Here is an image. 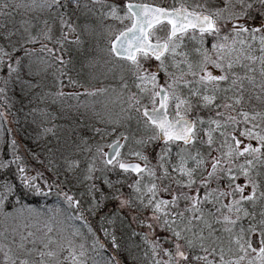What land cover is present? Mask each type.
Masks as SVG:
<instances>
[{
	"label": "snow or ice",
	"instance_id": "6c2138e0",
	"mask_svg": "<svg viewBox=\"0 0 264 264\" xmlns=\"http://www.w3.org/2000/svg\"><path fill=\"white\" fill-rule=\"evenodd\" d=\"M108 19L131 21L124 30H109L107 52L134 77L131 86L121 77L119 95L127 106L121 110L138 114L137 124L151 134L123 158L124 133L109 145L111 157L96 145L101 171L125 175L98 177L90 165L84 180L91 183L82 194L87 207L58 175H47L52 169L33 174L22 146L8 142L11 158L7 151L0 156V219L24 224L0 231V264H242L250 256L247 264H264V0L211 6L200 0L192 8L0 0V121L10 122L17 86L51 105L107 93L78 90L84 86L71 74V50L83 51L95 21ZM186 37L196 44L190 47ZM32 160L39 162L35 155ZM54 189L72 210L68 219L80 225L68 235L52 227L55 216L42 219L44 210L27 202ZM258 201L261 210L250 211ZM217 225L228 234L227 246Z\"/></svg>",
	"mask_w": 264,
	"mask_h": 264
},
{
	"label": "trees",
	"instance_id": "16d2710c",
	"mask_svg": "<svg viewBox=\"0 0 264 264\" xmlns=\"http://www.w3.org/2000/svg\"><path fill=\"white\" fill-rule=\"evenodd\" d=\"M132 1L165 8L179 7L180 3H184L189 8H192L185 0H180L175 4L173 0ZM16 19L18 21L20 17L17 16ZM95 27L96 32L94 35L84 37L86 43L83 51L71 50L73 59L71 74L84 86L80 89L107 88V93L97 96L81 95L79 100L66 99L61 103L51 105L50 102L39 101L30 92H21V89L17 86L14 106L8 112L10 122L0 121V156L7 151L8 157L11 158V148L8 142L16 139L19 145L22 146L20 154L32 166V172L50 168L52 171L48 172L47 175L52 177L58 175L61 178L72 170L68 165L72 162H77L79 167L76 168V171L80 178L79 184L83 189H87V185L91 182H84V177L81 176L84 175L83 171L86 164H89L94 158L92 157L93 150H95L98 143L100 144L101 134L108 131L109 133H116L114 134L115 138H118L120 133L131 137L132 130L138 125V114L121 110L122 106H127L123 104V100L119 95L122 91L121 82L117 83L118 75H121L131 86L130 81L134 78L132 71L125 69L120 74L117 73L119 70L113 67L112 63L119 62L125 65V62L111 58L107 52V34L109 30L119 32L120 26L116 20L108 19L103 23L95 21ZM107 60L112 64L111 69L106 66ZM48 79L50 81L51 77ZM113 89H116V91H112ZM130 90H132L131 87ZM123 91L126 98L128 90ZM252 103L259 106L255 100ZM41 110H45L51 115L46 117L41 113ZM46 128H53L54 131L46 134L44 132ZM113 128L116 129L115 132L112 131ZM96 129L100 130L99 133ZM33 155L39 158V162L32 160ZM9 178L15 179L14 176ZM62 186L79 199L77 196L78 192L74 191L71 186L65 183ZM127 190L125 188V191ZM27 202L30 207L44 210L46 216L42 219L55 216V219L51 220L50 223L54 229L59 230L63 235L71 233L74 230L73 225L80 226L78 221L68 219L72 210L68 209L67 205L56 197L46 204L36 199ZM113 206L111 203L108 205L109 208ZM85 207H87V203H85ZM261 207L262 205L258 201L255 209L249 206V210L259 212ZM49 208L54 211L48 212ZM56 209H59V211H55ZM92 219L95 222V218ZM11 221L12 219H10V224H7L9 231L13 227H22L24 224L23 219L16 220L14 224ZM242 222L247 224V220ZM31 223L34 224L35 221ZM41 225L39 226L41 227ZM33 231H35V228H33ZM81 231L86 233V229H83L82 226ZM87 243L90 244L91 240L89 239ZM88 264H92L91 259H89Z\"/></svg>",
	"mask_w": 264,
	"mask_h": 264
},
{
	"label": "rangeland",
	"instance_id": "374dc122",
	"mask_svg": "<svg viewBox=\"0 0 264 264\" xmlns=\"http://www.w3.org/2000/svg\"><path fill=\"white\" fill-rule=\"evenodd\" d=\"M180 1V0H179ZM185 1H187L186 3L188 4V5H190L191 7H195V5L197 4V3H199L200 2V0H185ZM178 3V2H177ZM208 3H209V5L211 6V5H213L214 3H215V0H208ZM117 23H118V25L120 26V31L122 30V29H124V28H126V27H128L129 25H130V23H131V21L130 20H125L123 23H120L119 21H116ZM186 44H188L190 47L192 46V45H195L196 44V41H189L188 39H187V37L185 38V41H184ZM150 63V62H149ZM151 63L152 64H158V62H156V61H151ZM113 64V67H116V69H118L119 71L117 72V73H121V71H123V70H125V69H129V67L128 66H123V67H121V65H124V64H122V63H119V62H114V63H112ZM130 70V69H129ZM170 71H177V69H175V68H170ZM161 75V80H163V77H164V74L163 73H161L160 74ZM121 75H118V79H117V83H120L121 82ZM124 78V77H123ZM134 79V78H133ZM113 82H115V81H113ZM131 82H132V80L130 81V84H131ZM132 88V92H135V91H137L134 87H131ZM79 91L81 90V89H78ZM104 133H106V132H104ZM104 133H102V134H104ZM108 133V132H107ZM102 134H101V137H100V144H102L103 145V152L106 150V148H107V146L113 141V140H115V136H113V134H112V132H111V134L110 135H103V138H102ZM133 134H138V136H136L135 138L134 137H129V141H128V143L125 145V147H123V149H122V151H121V157L123 158V157H125V154L130 150V149H135V148H138V146L135 144V141L136 140H138V139H140V138H146L148 135H150L151 134V129H146L143 125H139V132L138 133H133ZM128 159H131V157H127ZM103 157L102 156H100V155H98L97 154V156L96 157H94L92 160H91V162L88 164H86V166H85V168H84V171H83V174L84 175H87V170H88V167L90 166V165H93L94 166V168L96 169V171H95V175L96 176H98V177H100V176H105V173H110V172H112V171H107V170H104V171H101V170H103L104 169V164H103ZM35 173V171H33V174ZM81 176V177H85V176ZM124 175L125 174H123L122 175V178L124 177ZM99 181V180H98ZM84 182H86L85 180H84ZM88 183L90 182V181H87ZM241 183H243V180H241L240 181ZM87 183V184H88ZM98 183V182H97ZM86 203H87V201H86ZM14 222L15 221H11V223L12 224H14ZM21 225V224H20ZM246 225V224H245ZM43 227V224L41 225V228ZM217 228H220V226L219 225H217ZM217 235H220L223 239H224V244H225V246H227V233H225V232H223V230H222V228H220V231L217 233ZM251 258V256L250 257H248V258H246V260L244 261V262H242V264H247V259H250ZM255 264H260V261L257 259L256 260V262H255Z\"/></svg>",
	"mask_w": 264,
	"mask_h": 264
},
{
	"label": "bare ground",
	"instance_id": "6f19581e",
	"mask_svg": "<svg viewBox=\"0 0 264 264\" xmlns=\"http://www.w3.org/2000/svg\"><path fill=\"white\" fill-rule=\"evenodd\" d=\"M106 66L109 68V69H111L112 68V64H111V62L109 61V60H107V64H106ZM98 88H100V87H98ZM97 88V89H98ZM68 91H72V89H67ZM90 91L91 90H95V89H89ZM81 92H84L85 91V89H81L80 90ZM106 95H108V94H106ZM112 96V95H111ZM50 102V101H49ZM108 131H106V133H107ZM139 132V125H137L136 126V128L135 129H133L132 130V132H131V138L132 137H136V136H138V134H133V133H138ZM109 133V132H108ZM111 133V132H110ZM113 134V136H115L114 134H116V133H112ZM93 156L92 157H96L97 156V152H96V147H95V150H93ZM121 153V152H120ZM105 175L109 178V179H111V180H113V181H115V180H117V178L118 177H120V178H122V175H123V173H120V171L117 169L116 171H112V172H110V173H105ZM53 178H56V177H53ZM60 179V181H61V186L65 183V184H68L69 186H71L73 189H74V191H77L78 193H77V196H78V198L79 199H82L83 201H84V203H86V201H87V197L86 196H84V195H82V194H84V193H86V191H87V189H83V188H81V185L79 184V180H80V178H79V175H78V172L76 171V168L75 169H72L66 176H63V177H61V178H59ZM97 182L99 183V181L97 180ZM63 187V186H62ZM66 190V189H65ZM55 189L53 190V193L49 196V197H47V198H36V200L37 201H40L41 203H43V204H46V203H48V202H50V201H52V199L53 198H57V196H56V194H55ZM60 200H62V199H60ZM63 201V200H62ZM7 224H10V219L9 220H0V231H3V230H5V229H8V226H7ZM42 224V223H41Z\"/></svg>",
	"mask_w": 264,
	"mask_h": 264
},
{
	"label": "water",
	"instance_id": "95a60500",
	"mask_svg": "<svg viewBox=\"0 0 264 264\" xmlns=\"http://www.w3.org/2000/svg\"><path fill=\"white\" fill-rule=\"evenodd\" d=\"M134 3H137V2H134ZM149 5H152V4H149ZM155 6V5H154ZM114 142V141H113ZM112 142V143H113ZM112 143H110L109 145H111ZM121 143H124L122 140H121ZM109 145H108V147L106 148V150H105V152L104 153H106L107 155H108V157H111V155H112V149L109 147ZM122 149V148H121ZM121 149H120V151H121Z\"/></svg>",
	"mask_w": 264,
	"mask_h": 264
}]
</instances>
